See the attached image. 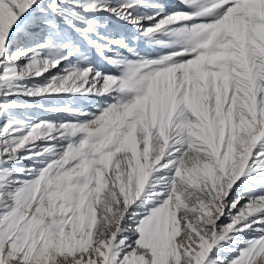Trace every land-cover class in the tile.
<instances>
[{
	"label": "snow or ice",
	"instance_id": "obj_1",
	"mask_svg": "<svg viewBox=\"0 0 264 264\" xmlns=\"http://www.w3.org/2000/svg\"><path fill=\"white\" fill-rule=\"evenodd\" d=\"M0 264H264V0H0Z\"/></svg>",
	"mask_w": 264,
	"mask_h": 264
}]
</instances>
